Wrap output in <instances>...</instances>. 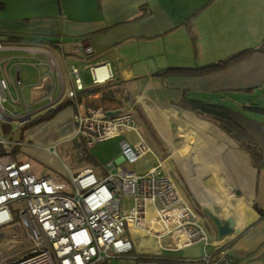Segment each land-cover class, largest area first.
<instances>
[{"label": "crops", "instance_id": "crops-1", "mask_svg": "<svg viewBox=\"0 0 264 264\" xmlns=\"http://www.w3.org/2000/svg\"><path fill=\"white\" fill-rule=\"evenodd\" d=\"M204 1L199 0L202 4ZM178 6V3L171 0H0V33L26 38L45 35L61 41L59 52L30 44L2 43L4 47L0 50V67L10 82L7 100L14 103L20 114L29 111L33 116H38L45 111V114L52 111L54 115L68 105H73L78 114L84 112L92 102L105 106L114 103L101 99L95 92H87L82 94V98H78L80 92L89 89L88 70L95 86L121 81L118 88L122 93L117 100H128L135 105L127 103L125 108L116 102L114 106L131 110L133 114L134 108L139 113L143 112L149 118L146 123L151 126L152 136L155 135L151 128L167 137L171 143V148L168 149L167 142H164L166 148H163V143L158 141L160 156H156L157 162L148 172L156 169L157 173L163 175L162 169L166 170L169 163L177 162L180 171L164 176L172 179L183 199L189 204L196 202L205 218L208 216L203 209L208 208L223 221L228 218L234 221L235 231L226 238L229 241L232 264H264V168L259 170L254 167L249 154L218 124L205 120L192 111L180 109V99L188 94L183 93L179 100H167L164 107L157 102L154 105V100L149 99L145 93H130L124 86L131 71L125 70L123 64L118 66L111 54L113 49L126 43L162 40L165 42L167 56L176 60L166 67L201 65L185 63L190 58V53L195 54L186 22L194 25L200 40L201 35L207 41L233 40V44L264 30V0H209L208 4L197 6L194 12H179ZM208 10L210 13L195 23L196 14ZM258 17L261 20L255 22ZM184 28L186 32H183ZM222 34L230 36L220 39ZM87 46L94 49L92 54L85 53ZM243 46L238 50L247 48ZM160 50L161 48L156 56ZM139 58L143 59L141 56ZM102 64H108L112 77L105 82L94 83L91 67ZM72 65L79 68L84 84V89L74 99L75 105L64 103L71 100L66 95L74 87ZM29 68L35 74L32 81H29ZM17 77L21 80L20 87L15 84ZM248 82H252V76ZM29 84H32L30 87L34 92L32 105L25 96V89ZM253 86L259 84L254 83L248 88ZM221 90L225 88L217 89ZM6 105L11 108L9 104ZM60 105L63 107L57 109ZM34 107L36 108L32 110ZM139 113H135L137 132L131 131L124 136L131 143L140 139L146 141L139 128L148 126L139 120ZM1 130L2 128V134ZM23 130L22 126L14 132L16 139L28 144L21 157L32 158L33 151L35 152L33 144L24 140L22 135L16 136ZM129 170L134 171L132 168ZM103 171L104 168L99 173ZM42 175L47 174L40 176ZM258 207L263 210V214ZM208 220L214 227L212 221ZM201 221L207 232L206 227H209L202 218ZM215 233L212 245L220 240L217 231Z\"/></svg>", "mask_w": 264, "mask_h": 264}, {"label": "built area", "instance_id": "built-area-1", "mask_svg": "<svg viewBox=\"0 0 264 264\" xmlns=\"http://www.w3.org/2000/svg\"><path fill=\"white\" fill-rule=\"evenodd\" d=\"M3 47L0 43V50ZM84 51L92 54L94 49L87 46ZM71 73L74 87L66 98L76 99L84 84L79 68L72 65ZM91 73L94 83L112 77L108 64L91 67ZM15 84L20 87L19 77ZM9 86L0 67V129L3 124L11 126V132L0 133V144L7 150L0 156V264H178L170 254L208 242L199 213L172 179L156 169L139 175L112 162L101 174L88 167L75 172L63 165L65 183L48 174L37 176L31 162L21 157L28 144L14 135L32 118L19 120L29 111L20 114L7 100ZM113 106L92 102L76 114L77 136L88 147L137 132L132 111ZM121 145L123 163L131 165L152 151L143 139L131 143L126 138ZM127 198L134 201L129 212L124 209ZM139 234L155 241L154 253L136 252ZM4 244H11L8 253L2 251ZM228 244L226 238L220 239L198 261L232 264Z\"/></svg>", "mask_w": 264, "mask_h": 264}, {"label": "rangeland", "instance_id": "rangeland-1", "mask_svg": "<svg viewBox=\"0 0 264 264\" xmlns=\"http://www.w3.org/2000/svg\"><path fill=\"white\" fill-rule=\"evenodd\" d=\"M171 1L179 4V12L184 10L194 12L197 6L201 7L209 3V0H205L203 4L200 3L199 0L196 2L195 0ZM209 13V10L197 13L195 16V23L198 19L200 20ZM260 20L261 17H258L254 21L259 22ZM183 32H186L185 28L183 29ZM229 36L230 35L222 34L220 39H227ZM263 36L264 30H260L259 33L252 34L246 40H241L232 44L233 40L207 41L204 36L200 35V51L198 56L194 53V55H191L190 53V58L187 59V62L185 63L203 64L210 61L214 62L220 58L228 57L229 55L235 53V51H239L238 49H240V47L242 48L243 45V47H259L263 42ZM164 44L165 42L162 40L150 43L136 41L133 43L123 44L119 46V48L116 47V49L112 50V58L116 63H118V66L119 64H123L125 70L131 71V76L126 81V85L124 86L130 93L136 95L139 93H145L149 99L154 100L152 102L154 105L157 102L164 107H166L165 103L167 100H179L182 94L186 93L188 96L193 98L209 99L214 102L218 101L219 103L221 102L226 105H230L237 111L244 112L250 117L264 121V116L251 113L244 108V106L249 105L250 102L259 103L261 106H264V52L254 51L249 56H245L231 63L226 68L212 70L211 72H207L202 75L194 77L171 75L169 77L162 78L161 76L154 75V73L176 61L172 60L169 55L167 56L164 50ZM168 46L170 49L169 41ZM160 48L161 50L159 55L156 56L157 51H159ZM151 55H153V57ZM140 56L143 59H140ZM28 71L31 77L29 78V81H32L35 74H33L32 68H29ZM250 76H252L251 83L248 82ZM122 77L125 78V76ZM91 80L90 70H88L89 89L96 87L92 84ZM254 83L259 84V86H253L251 89L248 88ZM31 85L32 84H29V86L26 87L25 96L29 104L32 105L34 102V92L31 90ZM221 87L225 88V90L217 91V89ZM116 102L124 107L127 103H130L133 106L135 105L134 102L128 100H117L114 103ZM35 108L36 107L32 110ZM134 111V116H136L135 113H139V111H136L135 108ZM45 112L39 115H44ZM39 115L32 116V122H34ZM75 116V107L73 105H68L56 111L54 115L29 125L26 129H24V131L16 134L17 137H20L23 133V139L33 144L35 149V152L33 151V157L23 156L22 158L31 162L33 171L37 176H40L41 174H48L54 177L56 181H62L64 183L68 182V178L64 173L63 165H70L71 158L67 154L65 148L70 140H72L75 136L77 137ZM148 119L149 118L146 115H143V112L139 113V120L148 126L145 127L143 125L142 129L139 128V131L141 134L145 135L146 143L154 150V152H147L133 165L123 163L121 143L126 138L124 136H116L111 139L98 142L91 147H88L87 145L90 154H92L95 159V165L83 162L74 166V171L78 172L86 167H91L99 173L107 165L112 162H116L117 164L127 166L129 169L132 168V170L139 175L147 174L148 170L155 166L158 157L157 155L161 152V147L159 146L158 141L163 143V148H166L164 142L168 143V149L171 148V143L168 141V138L154 132L155 130L151 128L156 137L152 136V132L150 131L151 126L146 123V120ZM163 124L164 123H162V125ZM146 131L148 134H146ZM177 170L180 171L178 163L173 162L169 163L167 169H162L161 172L163 175L171 176L172 173ZM183 178L185 179L184 176ZM133 205V199L127 198L125 201V211L129 212ZM190 205L200 214L204 224L209 227H206L209 240L207 243L206 241H202L177 252L175 255L179 260L178 264H201L199 261L191 260L203 258L206 253L211 251L214 247V245H212V239L216 236L214 227H212L211 223H209L208 218H205L201 214L202 209L196 202ZM9 229L10 228H7L6 230ZM135 242L136 248H138L136 249V252L140 250V252L154 253L156 250L154 246L155 241L143 234L137 235ZM10 249H12L11 244H4L2 247V251L4 253H8Z\"/></svg>", "mask_w": 264, "mask_h": 264}, {"label": "trees", "instance_id": "trees-1", "mask_svg": "<svg viewBox=\"0 0 264 264\" xmlns=\"http://www.w3.org/2000/svg\"><path fill=\"white\" fill-rule=\"evenodd\" d=\"M191 18V17H190ZM186 26L189 31L190 39L194 48L195 55L199 54V36L196 28L191 22H186ZM27 39V40H26ZM0 42L5 45H20V44H30L33 46H39L44 48L53 49L56 52H59L61 41L52 36H30L26 38L25 36L10 34V33H0ZM254 51H263L264 52V36L263 42L259 47H247L243 48L226 58L218 59L214 62H208L201 65H187V66H168L165 69L156 72L157 76L166 77L171 75H180V76H189L194 77L202 75L207 72H211L216 69L226 68L231 63L245 57L249 56ZM121 81L108 82L99 86H96L92 89H88L85 92H80L78 98H82V94L89 93H98L100 98L103 100H108L111 102L117 101L118 97L122 91L120 90L119 84ZM90 91V92H89ZM66 104L72 103L75 105L74 99L67 100L64 102ZM65 105V104H62ZM60 105L57 109L63 107ZM178 107L182 110L192 111L198 114L201 118L211 121L218 124L231 138H233L237 144L242 147L250 156L252 164L254 167L259 170L264 168V121L250 117L244 112L237 111L230 105L224 103H219L218 101H211L209 99H197L193 97H188L183 95L179 101ZM244 108L251 112L264 116V106H261L259 103L250 102L249 105H245ZM54 112L50 111L49 113L38 117L34 122L30 121L29 123L23 126V129H26L29 125H32L36 122H39L51 115ZM2 132L9 133L10 126L9 124H3ZM24 131V130H23ZM23 135V133L21 134ZM67 154L70 156V167L73 169L74 166H77L83 162L95 165V159L92 154H90L87 144L84 139L80 137H75L65 148ZM14 151V150H13ZM7 154V150L4 146L0 144V156ZM87 168V167H86ZM91 168V167H88ZM93 169V168H92ZM74 170V169H73ZM258 210L263 214V210L258 207ZM229 245V244H228ZM172 253L170 256L176 258V254ZM191 261H198L191 260Z\"/></svg>", "mask_w": 264, "mask_h": 264}, {"label": "water", "instance_id": "water-1", "mask_svg": "<svg viewBox=\"0 0 264 264\" xmlns=\"http://www.w3.org/2000/svg\"><path fill=\"white\" fill-rule=\"evenodd\" d=\"M33 115L34 114L32 112L23 114L19 117V120L22 122L28 121L32 118ZM203 212L212 221L220 239H225L234 233V221L231 218H228L223 221L219 216L215 215L208 208H204Z\"/></svg>", "mask_w": 264, "mask_h": 264}, {"label": "bare ground", "instance_id": "bare-ground-1", "mask_svg": "<svg viewBox=\"0 0 264 264\" xmlns=\"http://www.w3.org/2000/svg\"><path fill=\"white\" fill-rule=\"evenodd\" d=\"M99 72L103 74V70H102V69H100ZM100 75H101V74H100Z\"/></svg>", "mask_w": 264, "mask_h": 264}]
</instances>
